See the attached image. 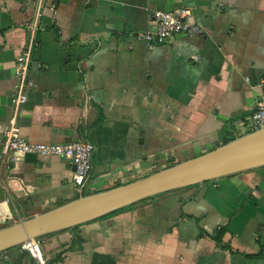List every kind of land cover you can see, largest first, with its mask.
Listing matches in <instances>:
<instances>
[{"label":"crops","instance_id":"0c3cea01","mask_svg":"<svg viewBox=\"0 0 264 264\" xmlns=\"http://www.w3.org/2000/svg\"><path fill=\"white\" fill-rule=\"evenodd\" d=\"M188 8L195 37L150 46L153 11ZM40 14L38 15L37 13ZM35 31L17 125L31 142L94 144L84 185L60 156L3 172L0 228L206 153L264 103V0H0V136L16 55ZM244 123L246 126H243ZM225 226L221 249L200 230ZM264 167L169 192L42 237L51 264H264ZM0 264H36L21 245Z\"/></svg>","mask_w":264,"mask_h":264},{"label":"water","instance_id":"95a60500","mask_svg":"<svg viewBox=\"0 0 264 264\" xmlns=\"http://www.w3.org/2000/svg\"><path fill=\"white\" fill-rule=\"evenodd\" d=\"M264 167V126L143 178L89 194L0 228V253L163 193Z\"/></svg>","mask_w":264,"mask_h":264},{"label":"built area","instance_id":"2783aa9c","mask_svg":"<svg viewBox=\"0 0 264 264\" xmlns=\"http://www.w3.org/2000/svg\"><path fill=\"white\" fill-rule=\"evenodd\" d=\"M42 0H39V2ZM38 15L40 14L37 13ZM153 30L137 32L134 36L146 44L160 45L171 41L176 36L195 37L202 33L203 25L192 19L188 8L173 10L156 9L153 11ZM29 38L24 47L16 55L14 84L10 96L12 108L8 127L0 136V186L3 172L16 159L33 154L37 156H60L70 160L73 166L72 183L76 188L84 185L92 167V153L95 149L91 142L77 138L61 143L31 142L20 134L17 117L20 107L27 100V91L32 88L33 81L28 75L31 62V50L35 44V31L28 26ZM243 126H246L242 123ZM251 129L264 126V103L259 104L250 114L248 125ZM42 237L29 239L21 244L36 264H49L41 251Z\"/></svg>","mask_w":264,"mask_h":264},{"label":"trees","instance_id":"16d2710c","mask_svg":"<svg viewBox=\"0 0 264 264\" xmlns=\"http://www.w3.org/2000/svg\"><path fill=\"white\" fill-rule=\"evenodd\" d=\"M233 138H234L233 135L225 136V139H224V141H223V144L226 143V142H228V141H230V140H232ZM237 174H238V173H237ZM230 176H232V175H230ZM207 182H209V181H207ZM193 186H197V185L188 186V187H186V188H190V187H193ZM183 189H184V188H183ZM179 190H182V189L174 190V191H171V192H177V191H179ZM168 193H169V192H168ZM168 193H163V194H160V195H157V196H154V197H150V198L144 199V200L140 201L139 203H141V202H146V201H148V200H153L154 198L161 197V196H163V195H165V194H168ZM135 204H136V203H135ZM135 204H132V205H129V206L125 207V208H122V209L116 210V211H114V212H112V213H110L109 215H106V216H104V217L115 215V214H117V213H119V212H121V211H124V210H126V209H128V208L134 206ZM102 218H103V217H102ZM75 227H76V226H75ZM75 227H73V228H75ZM225 232H226V227H225V226H221V227L215 229L214 231H212V232H210V233H209V232H206V231H204V230H200L198 236H200V237H202V236H208V237H210L212 240L215 241V243H216L217 246H219L221 249L225 250V249H228V245L222 242V237H223V235H224ZM263 253H264V247H262V248H261L258 252H256V253H253V254H246L245 256H248V257H259V256L262 255ZM48 262H49V264L53 263L51 260H48Z\"/></svg>","mask_w":264,"mask_h":264}]
</instances>
